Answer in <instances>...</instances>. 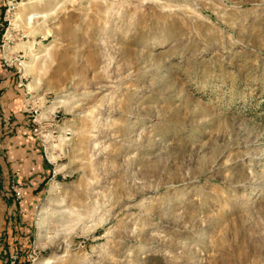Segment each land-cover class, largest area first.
<instances>
[{"label": "rangeland", "instance_id": "obj_1", "mask_svg": "<svg viewBox=\"0 0 264 264\" xmlns=\"http://www.w3.org/2000/svg\"><path fill=\"white\" fill-rule=\"evenodd\" d=\"M4 1L48 169L0 264H264V0Z\"/></svg>", "mask_w": 264, "mask_h": 264}, {"label": "crops", "instance_id": "obj_2", "mask_svg": "<svg viewBox=\"0 0 264 264\" xmlns=\"http://www.w3.org/2000/svg\"><path fill=\"white\" fill-rule=\"evenodd\" d=\"M4 6L5 1L0 0V36L4 29ZM2 54L0 50V58ZM13 74L11 64L0 59V130L4 136V149L0 154V187L6 189L9 196H12L10 184L13 181L25 183L27 194L33 193L48 169L40 140L33 134L30 118L25 112L19 93L20 83ZM1 196L2 213L10 208V204H4Z\"/></svg>", "mask_w": 264, "mask_h": 264}, {"label": "trees", "instance_id": "obj_3", "mask_svg": "<svg viewBox=\"0 0 264 264\" xmlns=\"http://www.w3.org/2000/svg\"><path fill=\"white\" fill-rule=\"evenodd\" d=\"M0 194L2 195L1 197L4 200V202H3L4 204H7L8 205L12 201L11 196H9L7 194L6 189H4L3 187H0ZM9 213H11L10 208H6V210L4 211V215H5L7 224L10 222V219H11V216H10Z\"/></svg>", "mask_w": 264, "mask_h": 264}, {"label": "built area", "instance_id": "obj_4", "mask_svg": "<svg viewBox=\"0 0 264 264\" xmlns=\"http://www.w3.org/2000/svg\"><path fill=\"white\" fill-rule=\"evenodd\" d=\"M12 6L14 7V5H9V8L12 7ZM34 129L37 130L38 127L35 126ZM16 194H17V196H19V197L22 196V194H23V190H22V188H17V189H16Z\"/></svg>", "mask_w": 264, "mask_h": 264}, {"label": "bare ground", "instance_id": "obj_5", "mask_svg": "<svg viewBox=\"0 0 264 264\" xmlns=\"http://www.w3.org/2000/svg\"><path fill=\"white\" fill-rule=\"evenodd\" d=\"M39 16H41V15L40 14H33L32 18L39 17Z\"/></svg>", "mask_w": 264, "mask_h": 264}]
</instances>
